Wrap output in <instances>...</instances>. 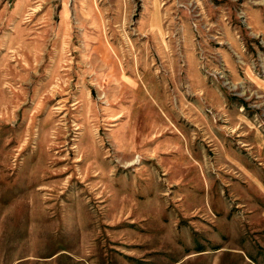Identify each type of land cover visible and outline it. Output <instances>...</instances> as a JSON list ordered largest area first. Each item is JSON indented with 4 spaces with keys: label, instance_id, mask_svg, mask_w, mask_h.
I'll list each match as a JSON object with an SVG mask.
<instances>
[{
    "label": "rangeland",
    "instance_id": "obj_1",
    "mask_svg": "<svg viewBox=\"0 0 264 264\" xmlns=\"http://www.w3.org/2000/svg\"><path fill=\"white\" fill-rule=\"evenodd\" d=\"M263 86L264 0H0V264H264Z\"/></svg>",
    "mask_w": 264,
    "mask_h": 264
},
{
    "label": "crops",
    "instance_id": "obj_2",
    "mask_svg": "<svg viewBox=\"0 0 264 264\" xmlns=\"http://www.w3.org/2000/svg\"><path fill=\"white\" fill-rule=\"evenodd\" d=\"M263 88H264V86H263ZM210 197V196H209ZM204 200V199H203ZM208 206V205H207Z\"/></svg>",
    "mask_w": 264,
    "mask_h": 264
}]
</instances>
